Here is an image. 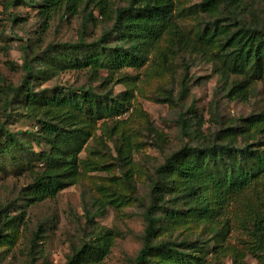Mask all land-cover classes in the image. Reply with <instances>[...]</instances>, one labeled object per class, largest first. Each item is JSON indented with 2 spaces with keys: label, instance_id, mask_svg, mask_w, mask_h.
I'll list each match as a JSON object with an SVG mask.
<instances>
[{
  "label": "rangeland",
  "instance_id": "374dc122",
  "mask_svg": "<svg viewBox=\"0 0 264 264\" xmlns=\"http://www.w3.org/2000/svg\"><path fill=\"white\" fill-rule=\"evenodd\" d=\"M9 1L0 0L1 85H21L26 55L41 58L47 48L75 43L81 37L93 42L105 30L104 23H91L84 32L82 14L68 19L62 11L54 15L46 30L36 7L39 0H26L12 8ZM201 1L175 0L181 29L199 46L186 55L192 81L182 100L175 95L173 101H167L170 93L180 90L184 77L178 56L163 65L151 56L141 70L124 71L126 77L121 81L107 82L105 73L92 78L75 70H59L35 81L36 92L44 94L91 85L100 93L129 91L131 98L120 116L81 126L84 137L78 175L53 200L26 208L23 190L45 169L41 153L49 148L35 137L40 125L25 104H15L6 117L0 101V123L17 134L27 149L0 150V264H67L75 249L97 238L106 247L99 264H135L143 248L151 178L166 157L186 144L178 116L190 110L198 122L190 144L200 146L219 139V134L221 138L227 128L244 129L248 120L264 112V72L250 73L246 97L228 96L233 81H241L244 75L232 73L231 61L220 48L201 39L206 18L192 11ZM240 14L247 24L264 28V0H246ZM14 15L18 22L13 21ZM35 66L41 65L37 62ZM44 112L38 109L35 114L39 118ZM247 139L238 134L222 140L240 146ZM169 198L176 209L192 206L188 199ZM216 231L189 216L167 220L159 242L175 241L181 250L195 256L185 264H258L248 251L252 241L249 231L233 221L224 238ZM154 261L184 264L172 256H156Z\"/></svg>",
  "mask_w": 264,
  "mask_h": 264
},
{
  "label": "trees",
  "instance_id": "16d2710c",
  "mask_svg": "<svg viewBox=\"0 0 264 264\" xmlns=\"http://www.w3.org/2000/svg\"><path fill=\"white\" fill-rule=\"evenodd\" d=\"M25 1L10 0L8 7ZM245 1L202 0L192 8L206 18L201 39L220 48L231 61L232 73L244 75L241 81L232 83L228 96L233 99L246 97L252 81L250 73L264 72V28L247 24L241 18ZM36 7L44 17L46 30L54 15L61 11L68 19L82 14L84 32L91 23H104L105 30L93 42L81 37L75 43L47 48L41 58L30 59L26 55L22 66L25 76L18 87L1 85L0 75L4 115L9 117L15 104H25L28 114L40 125L35 137L49 148L41 153L45 169L23 190L26 208L57 198L73 184L84 137L81 126L120 116L131 99L129 91L121 95L100 93L91 85L44 94L36 92L35 81L59 70L85 71L92 78L105 73L107 82L121 81L126 77L124 71L141 70L151 56L160 65L178 56L184 77L180 90L170 93L167 101H173L175 95L182 100L192 81L186 55L199 49L197 42L181 29L175 0H39ZM13 21L18 22V17L14 15ZM37 62L40 68L35 66ZM38 109L45 110L39 118L35 114ZM177 123L186 144L166 157L151 178L150 204L144 213L143 248L135 264H156V256H172L184 264L191 262L195 256L181 250L175 241L159 242L165 221L188 216L216 228V234L223 238L232 221L249 231L252 241L248 251L258 264H264V112L248 120L244 129L227 128L221 138L219 134V139L200 146L190 144L198 125L190 110L181 113ZM238 134L248 138L240 146L222 140L224 136ZM11 149L27 150L19 136L0 123V150L11 152ZM170 196L193 201L192 206L176 209ZM105 249L100 238L85 241L73 251L67 264H99Z\"/></svg>",
  "mask_w": 264,
  "mask_h": 264
}]
</instances>
